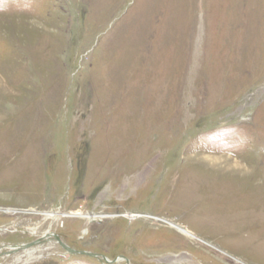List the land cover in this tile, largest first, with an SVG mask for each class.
Returning a JSON list of instances; mask_svg holds the SVG:
<instances>
[{"label": "rangeland", "instance_id": "rangeland-1", "mask_svg": "<svg viewBox=\"0 0 264 264\" xmlns=\"http://www.w3.org/2000/svg\"><path fill=\"white\" fill-rule=\"evenodd\" d=\"M174 257L264 264V0H0V264Z\"/></svg>", "mask_w": 264, "mask_h": 264}, {"label": "bare ground", "instance_id": "bare-ground-1", "mask_svg": "<svg viewBox=\"0 0 264 264\" xmlns=\"http://www.w3.org/2000/svg\"><path fill=\"white\" fill-rule=\"evenodd\" d=\"M213 158V157H212ZM216 158V157H215ZM233 164V163H231ZM229 168V167H228ZM7 213L11 211V209H7L6 210ZM75 216L77 215L78 217H81V218H85L88 222L89 221H93L96 217H107V215H104V214H96V213H84V212H81V211H74V212H71V213H63V212H47L45 213V217L51 219V221H54L56 220L59 216ZM172 227H175L177 230H179L180 232H182L183 234H186V235H189V236H192L194 235L193 232L188 229L187 227H184V226H179L177 225L176 223L172 222V221H169L168 222ZM192 234V235H191ZM44 237V236H43ZM193 237V236H192ZM51 238V232H48V233H45V240H50ZM25 245V244H24ZM23 245V246H24ZM10 249V248H9ZM20 249L23 250V252L21 254H18L16 255L15 257H13L14 261H19L22 257H24V255L27 256V258L25 260H30L34 257H36V255L34 256V253L38 252L39 250L38 249H34V248H31V249H27L25 247H22L20 246ZM18 249V250H20ZM16 250V249H15ZM16 250V251H18ZM9 253L11 252H15L14 249H10V251H8ZM41 253V252H39ZM38 254V253H37ZM40 255V254H39ZM182 257H174V258H169L168 261H170V264H177V262H179V260H181Z\"/></svg>", "mask_w": 264, "mask_h": 264}, {"label": "water", "instance_id": "water-1", "mask_svg": "<svg viewBox=\"0 0 264 264\" xmlns=\"http://www.w3.org/2000/svg\"><path fill=\"white\" fill-rule=\"evenodd\" d=\"M51 237H53L65 250H67L68 252H71V253H75V254H85V255H91L92 253L90 252H86V251H76L70 247H68L65 243H63L60 238L58 237V235L54 234V233H51ZM43 241H47L45 240V235L43 237ZM42 242V239H39V240H36V241H33L31 243H26L24 246L23 244L22 245H17V246H12L10 247L11 250L14 249V251L20 249V246L22 247H25V248H28V247H31L33 245H36V244H39ZM16 249V250H15Z\"/></svg>", "mask_w": 264, "mask_h": 264}, {"label": "flooded vegetation", "instance_id": "flooded-vegetation-1", "mask_svg": "<svg viewBox=\"0 0 264 264\" xmlns=\"http://www.w3.org/2000/svg\"><path fill=\"white\" fill-rule=\"evenodd\" d=\"M19 245H22V244H19ZM24 245V244H23ZM61 246V245H60ZM62 247V246H61ZM63 248V247H62ZM91 253V252H90ZM75 254V253H73ZM88 256H93V257H97V255L95 253H92L91 255H88Z\"/></svg>", "mask_w": 264, "mask_h": 264}]
</instances>
